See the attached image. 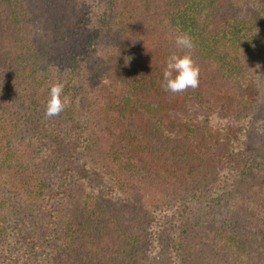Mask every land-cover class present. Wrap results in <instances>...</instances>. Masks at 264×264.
Here are the masks:
<instances>
[{
	"label": "trees",
	"instance_id": "obj_1",
	"mask_svg": "<svg viewBox=\"0 0 264 264\" xmlns=\"http://www.w3.org/2000/svg\"><path fill=\"white\" fill-rule=\"evenodd\" d=\"M177 30L200 76L172 94ZM263 70L264 0H0V264H153L175 217L179 264H264V140L228 178Z\"/></svg>",
	"mask_w": 264,
	"mask_h": 264
},
{
	"label": "rangeland",
	"instance_id": "obj_2",
	"mask_svg": "<svg viewBox=\"0 0 264 264\" xmlns=\"http://www.w3.org/2000/svg\"><path fill=\"white\" fill-rule=\"evenodd\" d=\"M258 85L261 92L260 109L256 115V118L251 121L245 132H242L237 141L239 155L236 157V162L233 165L232 171L228 173V178L231 181L240 179L243 177L247 167L251 165L252 173L255 172L253 169L257 163V156L255 151L258 150L264 140V70L258 77ZM191 208V220H197L199 214L202 213L208 218L221 219L225 216V210L222 207L214 206L210 204H192ZM175 217V216H174ZM43 220L42 218H40ZM167 222V221H166ZM179 221L175 218H171L168 223L163 224V234H160L154 245L153 250V264H179L177 255L175 252V237H176V226ZM39 229L35 232L37 233ZM16 262V263H14ZM7 264H18V261Z\"/></svg>",
	"mask_w": 264,
	"mask_h": 264
},
{
	"label": "clouds",
	"instance_id": "obj_3",
	"mask_svg": "<svg viewBox=\"0 0 264 264\" xmlns=\"http://www.w3.org/2000/svg\"><path fill=\"white\" fill-rule=\"evenodd\" d=\"M173 41L179 51L172 52L165 58L161 88L165 92L179 94L199 86L200 69L192 57L195 44L191 36L177 30ZM63 88L64 85L60 81L50 83L45 104L46 118L58 116L67 106V99L61 98Z\"/></svg>",
	"mask_w": 264,
	"mask_h": 264
}]
</instances>
